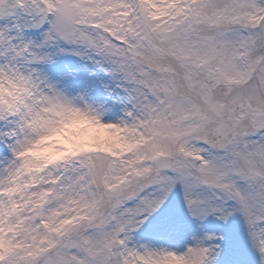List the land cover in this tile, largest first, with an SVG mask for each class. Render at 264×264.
Here are the masks:
<instances>
[{
    "label": "snow or ice",
    "instance_id": "obj_1",
    "mask_svg": "<svg viewBox=\"0 0 264 264\" xmlns=\"http://www.w3.org/2000/svg\"><path fill=\"white\" fill-rule=\"evenodd\" d=\"M0 264H264V0H0Z\"/></svg>",
    "mask_w": 264,
    "mask_h": 264
}]
</instances>
